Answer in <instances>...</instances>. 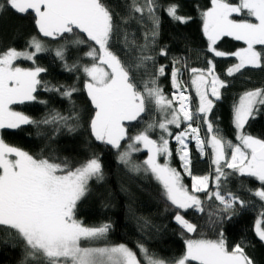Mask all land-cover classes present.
Returning <instances> with one entry per match:
<instances>
[{
  "label": "snow or ice",
  "instance_id": "obj_1",
  "mask_svg": "<svg viewBox=\"0 0 264 264\" xmlns=\"http://www.w3.org/2000/svg\"><path fill=\"white\" fill-rule=\"evenodd\" d=\"M211 7L201 13L202 30L208 40L209 50L217 57L232 55L238 63L227 69V75L233 76L246 67H264V51H258L257 45L264 47V0H211ZM156 0H131L132 13L147 12L152 21L150 34L145 33V44L140 47V55L135 63L126 64L110 44L117 32L113 11L104 0H3L0 12L10 8L18 14H35V24L44 37L62 38L66 33L79 30L87 41L98 47H92L86 56L92 58L91 66H84L83 72L89 77L85 89L95 107L90 128L96 140L120 149L125 138L133 141L120 152L122 163L131 165L132 170L151 173L163 186L171 205L178 211L174 220L184 232L195 233L197 225L185 219L179 210L194 209L204 212L203 201L196 193L204 192L208 200L215 199L221 206L220 212L235 214L237 205L246 207L247 202L232 192L223 193L222 184H226L233 174L255 178L260 187L249 191L264 203V139L245 133L249 119H255L264 108V88L244 92L234 105V124L237 129L233 143L222 135L219 127L209 119L216 102L222 99L221 89L228 86L215 72V64L208 61L206 69L191 68V85L195 88L198 103L193 110L191 96L187 95V86L182 83V68L179 59L173 58L171 83L174 91L169 98L160 85V77L166 75V65L155 67V57L144 54L150 45H154L159 36L160 17L157 15ZM168 16L177 23L187 24L191 17L179 14V5L170 3L165 9ZM247 17L234 19L233 15ZM253 20L255 22H253ZM223 37H233L243 41L246 47L234 53H225L216 48ZM127 42V37L125 36ZM84 39L73 41L84 44ZM30 50L9 48L0 53V130L20 129L22 125L60 124L74 130L69 123L72 116L65 117L53 111L43 120L37 121L12 108L14 104H23L37 100V87L42 85L39 76L45 68H22L15 64L20 59L34 61L38 53L49 51L45 44L33 37L28 43ZM66 47L55 49V56L64 59ZM158 55L166 57V47ZM149 62L155 69L149 79L138 86L134 72L147 69ZM181 65V66H177ZM47 91L60 92L57 87ZM77 91L67 88L61 95L71 97ZM41 103H47L41 101ZM149 105L161 115V120L147 123L145 129L135 136H128L125 122L136 121L142 114L150 111ZM197 121L205 125V137ZM182 123L186 127L173 135L170 125L177 128ZM196 126H193V125ZM161 130L159 140L152 139L150 132ZM178 147L183 170L192 176L191 154L188 144L195 140L201 154L205 153V143L211 145L212 164L214 165L215 190L209 189V175L192 176L190 192L182 183L181 173L170 167L168 162L160 163L159 157L170 158L172 151L170 139ZM142 144L149 150L143 166L133 163L131 154ZM104 179L103 165L97 156L72 168L67 161L55 163L47 158H36L28 152L11 146L0 135V228L15 232L26 246V258L22 264H254L245 248L236 244L229 249L223 231L217 239H187L186 251L173 260H165L150 253L143 244H138L141 256L138 258L125 244L105 247H85L82 241L98 240L111 230V223L100 226H85L76 218L79 201L90 191L89 181ZM218 212L217 220L224 217ZM229 219L231 217H228ZM145 221V225H147ZM254 232L264 243V211L254 223Z\"/></svg>",
  "mask_w": 264,
  "mask_h": 264
},
{
  "label": "trees",
  "instance_id": "obj_2",
  "mask_svg": "<svg viewBox=\"0 0 264 264\" xmlns=\"http://www.w3.org/2000/svg\"><path fill=\"white\" fill-rule=\"evenodd\" d=\"M104 2L113 11L114 23L117 25V32L110 44L111 50L126 64L137 62L136 57L140 55L139 46L145 44V33L150 34L152 29L151 19L147 12L143 15L132 13L131 0H104ZM138 2L142 4L143 0ZM156 2L160 6L157 11L161 20L159 36L155 44L150 45L144 54L155 57V67L166 65V75L160 77L159 81L164 93L171 98L174 91L170 75L173 58L179 59L181 65L187 64V68H182V72L191 89L194 110L198 98L190 82V69H206L209 67L208 61H212L215 64L216 74L222 80H226L228 86L221 89L222 99L216 102L209 119L219 127L225 139L237 143L234 105L238 103L244 92L264 88V67L249 66L233 76L227 75V69L238 63V58L232 55L215 56L209 50L207 37L202 30L201 13L212 6L211 0H156ZM229 2L236 3L237 0H229ZM170 3L179 5L180 15L191 17L187 24L174 22L168 16L165 9ZM233 18L247 17L234 15ZM33 37L41 40L49 51L38 53L34 61L20 59L15 64L22 68L39 66L47 71L39 76L42 85L37 87L35 93L37 100L14 104L12 108L37 121L43 120L53 111L65 117L72 116L73 120L69 123L74 125V130L69 131L60 124L22 125L20 129L1 130L0 135L9 145L18 147L36 158H47L55 163L67 161L72 168L93 156L99 157L103 165L104 179L99 182L95 179L89 181L90 191L78 202L76 218L85 226L96 227L111 223L112 228L101 239L82 241V246L105 247L125 244L136 251L139 258L141 253L137 245L143 244L150 253L171 261L184 254L187 239H217L218 233L222 230L230 250L236 244H240L253 259L254 264H264V243L259 241L254 232L255 220L259 217V213L264 211V203L249 191L259 188L261 186L259 181L233 174L226 184H222L223 193H235L247 202L246 207L237 205L235 214L220 212L219 201L208 200L204 192L196 193L203 201L205 211L201 213L194 209L179 210L185 219L197 225L195 233L184 232L182 235L183 230L174 220L178 210L168 201L161 183L151 173H146L143 167L137 172L132 170L131 165L120 161V152L127 148L131 140L125 138L122 140L121 148L116 149L96 140L92 134L90 123L95 114V107L85 89L89 77L83 72V67L95 62L85 53L90 48L98 46L87 41L86 36L79 30L66 33L62 38L44 37L35 24V14L31 10L27 14H18L10 8L0 12V53L9 48L27 50L28 43ZM77 39H84L86 42L73 43ZM61 46L66 47L64 59L55 56V49ZM163 47L168 51L166 57L158 55ZM243 47H246V44L233 37H223L216 44L217 50L229 54ZM256 47L258 51H264V47L259 45ZM154 72L152 62L148 63L146 70L134 72L138 86L143 80L149 79ZM52 87L59 88L60 92L46 90ZM70 87L77 89L71 97L61 95ZM148 107L150 111L142 114L140 119L126 123L128 136H135L143 131L151 121L161 120L162 117L155 108L151 105ZM185 125L182 123L179 128L170 125V131L175 135L182 131ZM244 131L264 139V108L260 109L255 119H249ZM161 134L158 128L149 133L150 137L156 140H159ZM201 134L205 137L203 121H201ZM169 139L172 155L170 158L160 156L159 162L162 164L170 162L173 168L181 173L182 183L190 192L193 184L192 176L204 175L210 176L209 189L214 191L215 171L212 164V150L207 140L204 157L195 144L190 142L192 176H186L178 160L177 142L172 138ZM149 154V151L144 150L140 154H132L131 159L133 163L143 166ZM218 212L224 217L223 220H217ZM145 221L148 222L147 225ZM25 258L24 241L15 232L0 228V264H22ZM141 264H144L143 260Z\"/></svg>",
  "mask_w": 264,
  "mask_h": 264
},
{
  "label": "rangeland",
  "instance_id": "obj_3",
  "mask_svg": "<svg viewBox=\"0 0 264 264\" xmlns=\"http://www.w3.org/2000/svg\"><path fill=\"white\" fill-rule=\"evenodd\" d=\"M234 15H236V14H234ZM233 15V16H234ZM253 22H255V21H253ZM38 39V38H37ZM27 50H30V49H27ZM227 56H229V55H227ZM89 66H91V65H89ZM178 67H179V65H177ZM181 80H182V83L184 84V85H186L187 86V92H186V94L187 95H190L191 96V103H192V95H191V89H190V86L189 85H187V82H186V79H185V77H183V72H182V77H181ZM190 81H191V79H190ZM193 87V90L195 91V88H194V86H192ZM196 94V93H195ZM126 123L127 122H125V127H126ZM198 123H199V125H200V129H201V121H198ZM186 124V123H185ZM193 126H196V125H193ZM186 127V125L184 126V128ZM183 128V129H184ZM182 129V130H183ZM1 131V130H0ZM200 135L202 136V134H201V132H200ZM203 137V136H202ZM152 138V137H151ZM153 139V138H152ZM191 142H193L194 144H195V146H196V142H195V140H191ZM130 143H133V141H131ZM129 143V144H130ZM121 144H122V141H121ZM190 144V143H189ZM189 144H188V147H189ZM210 147H211V145L210 144H208ZM139 149H140V151H136V152H133L132 154H140V152L141 151H144V150H146V151H149L147 148H144L143 147V145L141 144V145H136ZM177 146L179 147V145L177 144ZM197 148V147H196ZM178 149V148H177ZM198 149V148H197ZM199 150V149H198ZM212 150V149H211ZM131 154V155H132ZM203 157L206 155V147H205V153L204 154H201ZM148 157H146V159H147ZM166 158V157H165ZM178 160H179V162H180V167H181V169H182V172H183V174H185L186 176H189L184 170H183V167H182V162H181V160H180V158H179V155H178ZM169 164H170V167H172L173 168V166H172V164L170 163V162H168ZM115 246V245H114Z\"/></svg>",
  "mask_w": 264,
  "mask_h": 264
}]
</instances>
